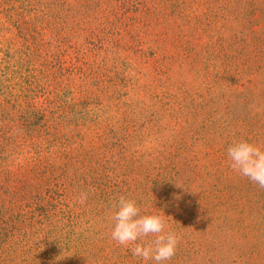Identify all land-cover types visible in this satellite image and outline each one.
I'll use <instances>...</instances> for the list:
<instances>
[{"label": "trees", "instance_id": "trees-1", "mask_svg": "<svg viewBox=\"0 0 264 264\" xmlns=\"http://www.w3.org/2000/svg\"><path fill=\"white\" fill-rule=\"evenodd\" d=\"M73 5L78 14L69 12ZM152 8L149 0H0V196L10 195L13 173L32 174L29 193L21 189L18 195L32 202L0 211V264L133 263L132 245L111 239L114 205L121 196L135 200L141 215L163 214L167 226L178 229L172 231L179 237L176 254L161 264H190L193 255L203 253L192 226L183 227L188 219L164 202L177 189L167 170L158 169L153 178L147 174L142 186L129 184L128 173L134 178L144 173L140 154L145 141L132 144L128 129L117 134L120 128L99 98L106 70L99 54L108 52L104 44L119 32L115 23L128 30L133 39L127 44L137 55L156 59L126 23L147 27L138 18L149 17ZM78 188L92 189L81 214L76 202L65 203ZM191 207L199 208L194 200ZM201 208L191 216L211 218V211ZM86 214L94 215L85 219ZM100 231L107 236L106 251L98 238L84 242L85 233L99 237ZM236 232L243 240L252 231ZM256 254L250 247L238 258L257 259ZM200 259L194 264H204L205 257Z\"/></svg>", "mask_w": 264, "mask_h": 264}, {"label": "rangeland", "instance_id": "rangeland-1", "mask_svg": "<svg viewBox=\"0 0 264 264\" xmlns=\"http://www.w3.org/2000/svg\"><path fill=\"white\" fill-rule=\"evenodd\" d=\"M149 5L160 10L138 16L147 27L126 23L156 59L137 55L127 44L133 38L120 23H115L119 32L104 44L108 52L99 54L106 64L101 104L120 128L117 134L128 129L132 144L145 141L140 154L144 173L135 178L128 173L129 184L142 186L145 176L153 178L158 169L171 174L177 189L164 202L188 219L183 227L192 226V238L195 242L198 237L203 250L190 264L202 257L204 264H264V189L233 170L227 154L240 140L264 148V0H149ZM76 6H68L72 15L78 14ZM30 179L26 171L13 173L10 195L0 196V211L32 202L18 197L21 189H31ZM81 191L86 189L70 192L65 200L70 206L76 202L80 214L87 208L76 201ZM193 200L199 208L191 207ZM200 206L211 211V218L205 219L206 213L191 216ZM168 229L178 231L171 223ZM236 231L252 232L242 240ZM100 232L99 237L85 233L84 242L98 238L106 251L107 236ZM250 247L258 258L241 261L239 252ZM131 264L156 262L135 256Z\"/></svg>", "mask_w": 264, "mask_h": 264}, {"label": "clouds", "instance_id": "clouds-1", "mask_svg": "<svg viewBox=\"0 0 264 264\" xmlns=\"http://www.w3.org/2000/svg\"><path fill=\"white\" fill-rule=\"evenodd\" d=\"M231 168L264 189V148L244 140L234 141L227 149ZM92 189L81 191L76 201L84 204ZM114 207L111 239L118 245H132V254L156 264L170 260L179 244V237L168 229L163 214L141 215L135 200L123 196ZM153 236L154 239L146 238Z\"/></svg>", "mask_w": 264, "mask_h": 264}]
</instances>
